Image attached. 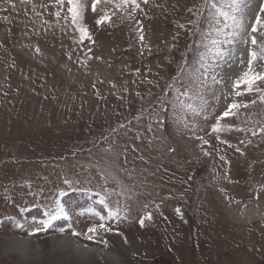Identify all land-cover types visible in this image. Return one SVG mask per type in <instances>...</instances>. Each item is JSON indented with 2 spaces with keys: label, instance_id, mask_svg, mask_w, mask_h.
<instances>
[{
  "label": "rangeland",
  "instance_id": "1",
  "mask_svg": "<svg viewBox=\"0 0 264 264\" xmlns=\"http://www.w3.org/2000/svg\"><path fill=\"white\" fill-rule=\"evenodd\" d=\"M84 3L82 41L66 5L57 16L55 0H0V264H264V80L234 88L250 44L217 58L204 0H148L131 19ZM262 4L246 0L249 32ZM234 102L231 130L213 132ZM71 192L95 206L45 227Z\"/></svg>",
  "mask_w": 264,
  "mask_h": 264
},
{
  "label": "snow or ice",
  "instance_id": "2",
  "mask_svg": "<svg viewBox=\"0 0 264 264\" xmlns=\"http://www.w3.org/2000/svg\"><path fill=\"white\" fill-rule=\"evenodd\" d=\"M103 2L104 4H112L114 9L127 11L128 8L131 9L129 13V18H132V13H135L138 9H141V2L147 3L148 0H92V10L95 12L98 3ZM55 5L58 8L56 15H60L59 9H62L65 5L67 6V14L65 19L70 16L71 21L74 25L78 26V31L80 32L81 40L90 39V35L87 33L86 29L81 25L83 10L85 7L84 0H55ZM246 0H204V3L200 6V9H208L212 15L213 21L215 23V33L216 38L212 41V48L215 51L217 58H221L224 55L223 45L228 44L231 47L237 45L241 40L245 44H250L248 50V66L249 71L244 73L240 79L235 81L234 88L240 85H245L247 91H252L254 88V82L256 80H264V73H254L253 66L254 62L257 60H264V4L260 5V10L255 14V20L251 23V31H248V27L245 25L243 20V9L246 7ZM189 11H193L189 9ZM199 13V9L197 10ZM115 12L112 13L114 15ZM110 19V15L105 11L97 20L96 23L99 25L101 23L107 22ZM139 24V22H137ZM180 27H184L180 25ZM139 31V30H138ZM245 34H247V39H245ZM258 37L260 39H258ZM140 40L143 41V35L140 34ZM39 51V49H37ZM97 59H99L97 57ZM205 71L207 68L205 67ZM213 83H218L219 81L213 76ZM255 91L259 92V88H255ZM187 93H185L186 95ZM235 95H241L240 92H236ZM264 99V95L261 96ZM254 103V101H253ZM182 107H187L189 110L196 111L191 105H181ZM240 105L237 103H232L228 105V108L216 118V124L212 126L213 132H221L224 130H231L227 125H222L221 120L223 117H228L229 115L235 114L233 110L238 109ZM246 107V105H245ZM237 131H249L250 129H240ZM260 132L264 133V128L259 129ZM256 133L253 132V135ZM219 139V137H217ZM203 143L207 144V140H203ZM231 147V145H229ZM237 151L240 149L237 148ZM223 159V157H222ZM67 183V181H66ZM63 195V193H61ZM101 204H105V201L101 200ZM146 207V206H145ZM177 213L180 209H176ZM94 215L99 217L100 223L98 225L99 229H106L103 221L105 216L101 215L99 212H93ZM68 213L65 210V206L59 201L56 202L55 211L47 213L48 219L42 221V224L47 227L52 220H56L60 217H67ZM119 213L111 209L107 212V217L111 218L113 216L118 217ZM144 219H151V213H148L146 217L141 218V223L143 224ZM97 227L89 228V232H95Z\"/></svg>",
  "mask_w": 264,
  "mask_h": 264
},
{
  "label": "bare ground",
  "instance_id": "3",
  "mask_svg": "<svg viewBox=\"0 0 264 264\" xmlns=\"http://www.w3.org/2000/svg\"><path fill=\"white\" fill-rule=\"evenodd\" d=\"M253 2V1H252ZM254 4V3H253ZM232 59V58H231ZM237 59V58H236ZM239 59V58H238ZM240 60V59H239ZM237 61V60H236ZM226 63V64H225ZM224 63V70H228V67H227V65H229L231 62L230 61H227V62H225ZM241 63L243 64V61H242V59H241ZM235 64H237V63H235ZM242 64H240V65H242ZM223 67V66H222ZM99 68H100V72H102L103 74L104 73H106V75H107V77L106 78H111L112 76H114V74L115 73H113L112 72V70L111 69H105V68H103L101 65L99 66ZM230 68V67H229ZM218 70H219V68H218ZM230 72V71H229ZM232 72V71H231ZM236 72V71H235ZM98 73H99V71H98ZM215 73L216 74H214V75H216V78L219 80V83H221V82H223V84H224V86H225V88L228 86V83L230 82V77H229V75H231V73H229L228 75L226 74V71H215ZM237 73V72H236ZM101 76H102V74H101ZM212 77H213V75H212ZM215 85L217 86L218 85V83H215ZM219 87V86H218ZM246 214H248V215H250V214H252V215H255V216H260L261 215V212L259 211V210H255L254 208H249V209H247V211H246ZM245 215V214H244ZM57 239H59V237H56ZM64 238V237H63ZM66 241V240H65ZM17 242V244H18V246L19 247H21L22 249H26V247L25 246H28L27 244V242H29V241H23V240H19V241H16ZM73 243V245L75 246V251L77 252V255L78 256H83V257H85V259H91V256H93L94 255V252H92V251H89L88 249H86V248H84V247H82V246H80V244L78 243V244H75L74 242H72ZM108 254V253H107Z\"/></svg>",
  "mask_w": 264,
  "mask_h": 264
},
{
  "label": "trees",
  "instance_id": "4",
  "mask_svg": "<svg viewBox=\"0 0 264 264\" xmlns=\"http://www.w3.org/2000/svg\"><path fill=\"white\" fill-rule=\"evenodd\" d=\"M62 203L65 207L74 209H82L83 207L93 208L95 206L88 198H85L83 194H78V192H71L65 195Z\"/></svg>",
  "mask_w": 264,
  "mask_h": 264
}]
</instances>
